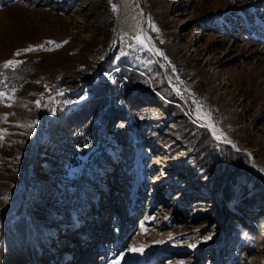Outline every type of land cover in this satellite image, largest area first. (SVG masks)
Here are the masks:
<instances>
[{"label":"rangeland","instance_id":"374dc122","mask_svg":"<svg viewBox=\"0 0 264 264\" xmlns=\"http://www.w3.org/2000/svg\"><path fill=\"white\" fill-rule=\"evenodd\" d=\"M127 1L0 0V264H264V0Z\"/></svg>","mask_w":264,"mask_h":264},{"label":"bare ground","instance_id":"6f19581e","mask_svg":"<svg viewBox=\"0 0 264 264\" xmlns=\"http://www.w3.org/2000/svg\"><path fill=\"white\" fill-rule=\"evenodd\" d=\"M116 3H117V17H116L115 30L117 31V33L120 32V31H130V32L135 33L136 32V22H135L134 18L131 17V11L132 10L128 6V1L127 0H116ZM141 33L144 35L146 40H148L153 45L154 51H155V53L157 55L167 57V53H166L167 49H169L170 53H172L173 51H175L177 48L180 47V46H168L167 49H165L166 51L163 48H161L159 46V44L155 41V39L152 37L153 35H151V33L149 31L148 22L146 23V26L142 27ZM180 92H182L184 94L185 93L189 94L188 90H186V89H183ZM195 102L197 103L200 112L205 114L207 111L205 109H203V107L201 106L202 102L197 101L196 98H195ZM43 115H44L43 112H41V113L38 114V116L35 119V128H34L35 130H34V133L32 135V147H31V151H30V155H29V160H28L27 166H26L28 168L33 163V161H34V159H35V157L37 155V152H38L40 132H41V129H42V124H43ZM205 115L207 117V118L205 117V119L207 121L208 127H209V129L213 130L215 135L218 134V135L223 136L225 138H229L230 137V135L228 133L223 132L219 128L215 127L213 125L212 121L208 118V115L207 114H205ZM156 164L159 165V166L162 165L159 162H156ZM27 169L25 171L26 174H27ZM195 202L198 205L202 204L199 200H196ZM86 249L87 248L85 247L84 250H86ZM72 256L74 257L73 254H72ZM75 259H76V263L75 264H78V263L83 262V261L85 262V260H83V259H81V257H79V254H78V257H76ZM38 261H39V257H38V254L36 253V251L23 249V254L16 255L14 257L13 264H38Z\"/></svg>","mask_w":264,"mask_h":264},{"label":"snow or ice","instance_id":"6c2138e0","mask_svg":"<svg viewBox=\"0 0 264 264\" xmlns=\"http://www.w3.org/2000/svg\"><path fill=\"white\" fill-rule=\"evenodd\" d=\"M135 39H136L140 44L147 46V44H146V38L144 37V35H143L142 33H138V34L135 36ZM31 50H32L31 48H28V49H24L23 51H31ZM19 54H20V52L18 51V52L16 53V55H19ZM18 63H20V62H19V61H15V60H8V61L4 62L3 67H4V68H8V67H10V66L15 67ZM13 91H14V89H13ZM4 95H5V93L0 92V97H3ZM36 103L39 104V101H37ZM29 127H31V125H29ZM217 139H219V137H217ZM140 250H141V249H135V248L131 249V251H140Z\"/></svg>","mask_w":264,"mask_h":264},{"label":"trees","instance_id":"16d2710c","mask_svg":"<svg viewBox=\"0 0 264 264\" xmlns=\"http://www.w3.org/2000/svg\"><path fill=\"white\" fill-rule=\"evenodd\" d=\"M80 142H86V141L81 140ZM240 155H243V154H240ZM240 155H236V156H240ZM78 178H79V180H78ZM71 181L73 183L72 184L73 189L76 190V191H79V186L85 184L87 180H85L83 178L81 179L80 177H75L74 180L72 179ZM80 194L81 193L78 194V192H77L75 195L71 196V199H69V205L70 206H74V204L76 203V201L79 199Z\"/></svg>","mask_w":264,"mask_h":264},{"label":"water","instance_id":"95a60500","mask_svg":"<svg viewBox=\"0 0 264 264\" xmlns=\"http://www.w3.org/2000/svg\"><path fill=\"white\" fill-rule=\"evenodd\" d=\"M146 21L147 20H145L143 23H142V27L143 26H146ZM116 34V30H114V32H113V36ZM189 96H191V95H189ZM49 100H50V98L49 99H47L46 100V102H45V104H44V106H43V109L46 107V104L49 102ZM197 101H198V99H196ZM209 131H210V133L211 134H213V135H215V133L213 132V130H211V129H209ZM227 140H229L230 142H232V144L234 145V142L231 140V139H229V138H226ZM251 160V159H250ZM30 163V162H29Z\"/></svg>","mask_w":264,"mask_h":264}]
</instances>
